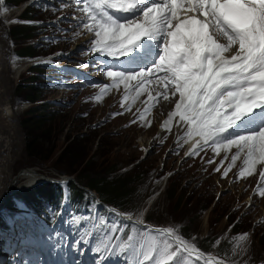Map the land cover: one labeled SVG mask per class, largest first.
Listing matches in <instances>:
<instances>
[{
  "label": "rangeland",
  "instance_id": "374dc122",
  "mask_svg": "<svg viewBox=\"0 0 264 264\" xmlns=\"http://www.w3.org/2000/svg\"><path fill=\"white\" fill-rule=\"evenodd\" d=\"M22 1L18 2L17 8H13L14 11L7 7L10 14L4 12L5 6L0 2V209L12 190L23 187L25 180L36 176L40 177L38 180H50L56 175H73L80 180L78 174L84 175L89 171L93 177L101 170L109 180L118 177L135 179L129 184L132 192L121 200L130 216L144 215L156 223L175 224L176 228L188 226L190 236L200 242L207 238L223 242L234 224L249 226L245 229L248 231L238 235L234 233V238L230 236V257L237 264H264V238L259 241L260 235H264V196L260 195L264 191V177H261L264 162L256 163L258 165L253 166L251 173L245 172L243 177L237 178L242 168L246 167V150L233 162L236 147L230 150L221 148L217 153L209 142V146L198 151L194 158L186 157L180 146L191 137L189 126L175 116L167 128L164 127V121L168 120L166 110L172 103L151 107L150 103H140L141 94L138 98L129 94L127 99L119 100L121 93H118V85L113 86L102 71L94 72V60H101L97 57L90 59L91 52L86 50L91 47L89 41L95 37L67 19L84 16L80 6L71 3V0H42L30 7L32 18L36 20H48L58 13L67 19H61L50 27L59 35L68 36L59 38L60 43L50 41L52 49L44 47L48 40H41L42 34L34 38V52L40 54L37 58L48 56L59 47L66 52L81 49L71 54L75 57L73 60L68 57L53 59V62L70 69L65 68L63 77L54 72L43 81L45 89L38 88L36 84L40 77L37 72L29 70L23 73L37 59L17 57L15 51L26 41L15 40L12 43L8 33L9 27L17 22L16 13L23 5ZM61 3L65 5L63 8ZM57 26L66 31L59 30ZM32 32L34 34V29ZM85 64L88 67H84ZM105 84L109 88L104 89ZM28 85L37 88L40 100L34 103L26 101L24 97ZM36 106H41V109L46 107L47 111L41 113L45 114L44 125L33 131L24 126L23 120L32 117L30 109ZM174 109L175 101L171 112ZM114 113L122 114L114 116ZM142 114L143 119H140ZM133 120L136 122L132 123ZM37 134L41 138L36 139L37 150L33 152L26 148V143L28 138ZM224 136L231 138L235 134L224 133ZM80 138L86 142L78 144L77 151H81L71 161L70 157L75 154L65 148L72 139ZM209 160L213 162L208 163ZM217 167L219 171H216ZM27 168L36 174L28 175L27 179L19 176ZM226 169L228 175L224 177ZM173 192L176 196L169 199ZM21 227L18 234L22 240L28 236L24 226ZM70 227L71 224H68V235ZM147 232H143L141 246L146 244L149 249L142 248L141 258L151 252L152 261L158 260L152 252V245L148 246L145 239ZM25 261L28 264H106L107 261L109 264L106 259L92 261L80 243L68 244V239L63 254L58 241L53 249L39 246L33 238H26L23 244L12 248L7 240L3 244L0 236V264H25ZM122 264L128 263L124 261Z\"/></svg>",
  "mask_w": 264,
  "mask_h": 264
},
{
  "label": "snow or ice",
  "instance_id": "6c2138e0",
  "mask_svg": "<svg viewBox=\"0 0 264 264\" xmlns=\"http://www.w3.org/2000/svg\"><path fill=\"white\" fill-rule=\"evenodd\" d=\"M71 3L80 6L84 13L83 17L72 19L95 37L89 41L91 47L86 52L121 58L144 38L160 41V55L150 66L131 72L102 67L100 71L111 78L113 86L123 83L126 93L134 90L137 98L144 85L153 82L163 87L158 93L163 100H169V89L173 98L179 94L164 127L179 116L189 126L188 134L201 138L194 145L196 151L189 156H195L209 142L217 153L221 148L236 147L233 162L246 150V167L237 178L251 173L257 162H264V126L231 138L224 136L243 116L264 109V0H186V6L185 0H71ZM64 6L61 3V8ZM109 9L132 15L121 20L110 14ZM221 38L226 43H221ZM226 52L232 54L225 56ZM133 81L136 83L129 89ZM107 88L109 85L105 84L104 89ZM227 175L226 169L223 176ZM260 195L264 196V191ZM160 234L166 239L163 247L156 250L157 256L167 260L175 257V264H181V254L195 250L177 238L175 251L169 252L172 244L167 237L174 235L173 229L160 230ZM201 258L202 253L196 251V259ZM142 259L152 261V253L144 254ZM205 264L223 261L209 258Z\"/></svg>",
  "mask_w": 264,
  "mask_h": 264
},
{
  "label": "trees",
  "instance_id": "16d2710c",
  "mask_svg": "<svg viewBox=\"0 0 264 264\" xmlns=\"http://www.w3.org/2000/svg\"><path fill=\"white\" fill-rule=\"evenodd\" d=\"M8 2H17L19 0H7ZM23 16H29L27 12ZM31 27H25V26H14L9 29V34L14 40H20L26 39L29 37H32L31 35ZM33 52V53H32ZM18 54L20 56H31L34 54L33 48L30 45L23 46L19 49ZM38 88H40V85L36 84ZM36 87L34 85H28L26 88L27 93L25 95V99L28 102H35L38 99V92L36 91ZM43 106V105H42ZM34 109V110H33ZM32 113V117L27 118L23 120L24 126L27 127V129H33V131L41 128L44 125L45 120V114H41L42 112H46L47 109L44 107L41 109V106L39 107H32L30 109ZM38 135V137H37ZM33 135L30 138H28L26 143V148L30 151L35 152L36 146H37V140L41 138L39 134ZM86 140L84 138H80L79 140L72 139L65 150L70 153H74L75 155L73 157H70L71 161H74V159L79 155V152L77 151V147L79 146V143H85ZM73 151V152H72ZM33 152H29L31 155ZM88 161L85 162V166H87ZM93 168H91L92 170ZM98 171L96 174L92 177L91 173L88 171L84 175H79L80 180L74 176V180H69L65 185H62L60 183L55 182H43L39 183L32 187L23 188L21 190H16L13 192L4 202V205L6 207L5 212L0 213V221L3 223V226L5 228H9L11 223L16 218V215L18 211L25 207L27 211H20L23 216L26 218L33 217L37 219L41 224H46L47 227L50 226L49 221V211L57 212L61 206L68 202L70 206L71 212H80L83 213V211L87 212L92 208L94 200L92 194L88 191L94 190L98 197L104 200L105 202L111 203L115 206H118L120 208H123V204L121 203V200L128 196L132 192V188L129 187L130 182L134 181L133 178H116L109 180L107 178V174L105 172ZM104 173V174H103ZM140 176V175H139ZM79 180V181H78ZM176 194L173 192L169 199H172L175 197ZM124 209V208H123ZM92 215L91 213H88L87 216V222H91ZM146 218V217H145ZM151 218H146V220L154 223L163 225L165 227H171L174 231V233H178L183 238L188 239L190 237V233L188 232V229L184 226H180L177 229L175 228V225L173 224H163L162 223H156L153 220H150ZM97 227L101 228L104 236L101 237L100 240L96 239L98 237L97 233H94V239L92 242V251L91 253H95L97 250V246L100 245L101 249H104L105 243H108V246H113V251L115 256H118V254H123L125 250L130 251L131 253L135 252V249L139 244L142 243L144 239V234H142V230L138 228L136 225H127L125 227H115L111 223L103 222V217L101 214L98 215L97 219ZM249 226H243V225H233V228L231 230L232 234L236 233H242L246 232ZM76 229H74V236ZM148 234L146 235L145 239L147 238L148 246H151L153 244H158V249L163 247V242L166 239L163 235H161L159 232L155 231H148ZM264 238V235L261 234L259 237V241H261ZM195 239V238H194ZM168 243L172 244L171 249H175V245L172 243L170 239H168ZM195 244L199 242V246L204 250V252H209L212 249V247L217 242L216 238H210V239H204L203 242H200V240H193ZM231 247V243L224 240L223 242L219 241L217 244V249L219 252L227 254L229 249ZM144 249H149L146 244L142 246ZM176 258H173L172 260H167V264H175ZM198 262H201V260H198ZM196 260L193 261V264H198Z\"/></svg>",
  "mask_w": 264,
  "mask_h": 264
},
{
  "label": "bare ground",
  "instance_id": "6f19581e",
  "mask_svg": "<svg viewBox=\"0 0 264 264\" xmlns=\"http://www.w3.org/2000/svg\"><path fill=\"white\" fill-rule=\"evenodd\" d=\"M78 12V11H77ZM120 18H125V15H122V13L121 14H117ZM226 41V40H225ZM148 52V50H147V47H145V48H143V53H147ZM232 54V52H226V53H224V55H226V56H230ZM17 66V65H16ZM133 87H131V88H129V89H132ZM124 91L126 92V90H125V87H124ZM134 91V90H133ZM133 91H130V92H127L126 93V95H129L131 92H133ZM255 116H252V117H249L247 120H249V119H252V118H254ZM233 128V127H232ZM231 128V129H232ZM230 129V130H231ZM230 130H228V131H230ZM227 131V132H228ZM201 140V138L200 137H198V136H195V135H191V137H189V139L187 140V142H186V144H187V151H189L190 149H192L193 148V146L197 143V141H200ZM202 142V141H201ZM191 152V151H190ZM189 152V153H190ZM228 153V152H227ZM243 153V152H242ZM230 154V153H229ZM239 158V157H238ZM241 158V157H240ZM228 159V158H227ZM242 160H244V159H242ZM239 162V161H238ZM243 161H241V163H242ZM258 163V162H257ZM235 164V163H234ZM233 164V165H234ZM239 165V164H238ZM228 167V166H227ZM255 167V166H254ZM243 169V168H242ZM253 171V170H252ZM255 171V170H254ZM21 172V171H20ZM36 174V172L34 171V170H32V169H29V168H27V169H24L23 170V172L22 173H19V176H22V177H24L25 179H27L28 178V175H33V174ZM262 177H264V176H262ZM34 179V180H33ZM38 179H40V177L39 176H36V177H33L32 179H30V180H28V181H23L22 182V184L25 186V185H29V184H35V183H37L38 181H40V180H38ZM42 181V180H41ZM35 182V183H34Z\"/></svg>",
  "mask_w": 264,
  "mask_h": 264
}]
</instances>
